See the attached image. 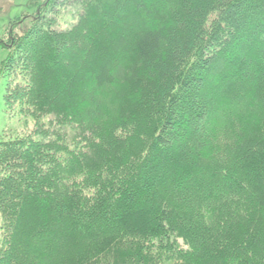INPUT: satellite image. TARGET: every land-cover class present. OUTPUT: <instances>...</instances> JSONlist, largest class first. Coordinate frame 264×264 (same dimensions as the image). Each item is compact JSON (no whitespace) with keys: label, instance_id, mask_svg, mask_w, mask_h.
<instances>
[{"label":"trees","instance_id":"obj_1","mask_svg":"<svg viewBox=\"0 0 264 264\" xmlns=\"http://www.w3.org/2000/svg\"><path fill=\"white\" fill-rule=\"evenodd\" d=\"M10 42L0 264H264V0H49Z\"/></svg>","mask_w":264,"mask_h":264},{"label":"rangeland","instance_id":"obj_2","mask_svg":"<svg viewBox=\"0 0 264 264\" xmlns=\"http://www.w3.org/2000/svg\"><path fill=\"white\" fill-rule=\"evenodd\" d=\"M48 1L0 0V142L25 137L34 127L32 117H24L18 110L9 109L5 105L4 94L7 85L11 84V79L7 77L3 62L12 44L10 41L28 27L35 15L38 14L39 5H46ZM75 7L76 5L64 6L57 10V29H69L74 25L77 15L81 12ZM15 79L16 83L21 82L20 78L15 77Z\"/></svg>","mask_w":264,"mask_h":264}]
</instances>
